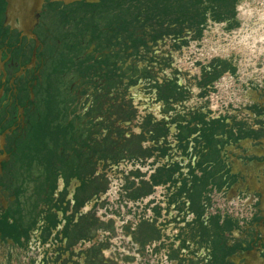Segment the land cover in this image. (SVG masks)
<instances>
[{"label": "flooded vegetation", "instance_id": "flooded-vegetation-1", "mask_svg": "<svg viewBox=\"0 0 264 264\" xmlns=\"http://www.w3.org/2000/svg\"><path fill=\"white\" fill-rule=\"evenodd\" d=\"M2 5L0 264H264V0Z\"/></svg>", "mask_w": 264, "mask_h": 264}, {"label": "water", "instance_id": "water-1", "mask_svg": "<svg viewBox=\"0 0 264 264\" xmlns=\"http://www.w3.org/2000/svg\"><path fill=\"white\" fill-rule=\"evenodd\" d=\"M41 0H28L26 3H15L12 0H6L5 14L6 20L9 19L12 13L17 12L21 15L20 23L24 27L28 18L32 13L39 8Z\"/></svg>", "mask_w": 264, "mask_h": 264}]
</instances>
